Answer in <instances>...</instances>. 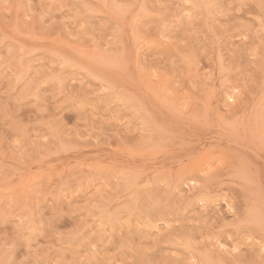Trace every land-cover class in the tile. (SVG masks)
<instances>
[{
  "label": "rangeland",
  "instance_id": "374dc122",
  "mask_svg": "<svg viewBox=\"0 0 264 264\" xmlns=\"http://www.w3.org/2000/svg\"><path fill=\"white\" fill-rule=\"evenodd\" d=\"M0 264H264V0H0Z\"/></svg>",
  "mask_w": 264,
  "mask_h": 264
}]
</instances>
